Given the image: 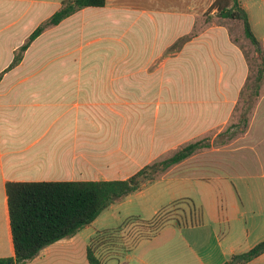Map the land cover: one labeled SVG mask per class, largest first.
Returning <instances> with one entry per match:
<instances>
[{
    "label": "crops",
    "instance_id": "crops-1",
    "mask_svg": "<svg viewBox=\"0 0 264 264\" xmlns=\"http://www.w3.org/2000/svg\"><path fill=\"white\" fill-rule=\"evenodd\" d=\"M62 1L0 0V259L14 256L6 183L123 181L178 145L211 135L212 145L233 121L249 76L245 54L226 25H201L199 34L191 35L198 17L191 6L174 13L186 27L168 41H159L157 33L164 23L159 25L154 16L158 14L123 0H106L102 8H85L46 29L23 53L21 62L4 72L30 34L61 8ZM238 2L264 50V0ZM86 13L95 17L89 19ZM149 27L156 34L146 44L141 61L132 57L126 44L129 56L120 62L125 63L123 72L83 71L98 64V57L90 53L93 50L85 49L100 39L85 41L87 29L128 32ZM183 37L189 39L164 59V52ZM108 55L115 60L119 54L110 48ZM183 62L187 68L181 70ZM165 69L173 78L186 75L188 86L182 82V87H165ZM195 77L197 82L192 83ZM36 78H43V84L34 83ZM263 91L245 133L231 145L196 151L158 178L188 173L183 179L198 186L209 206L206 221L174 229L167 251L172 264H224L264 241V165L259 162L264 144V133L259 132L264 127ZM250 153L257 160L256 172L244 162L237 168L229 166L228 155H242L244 160ZM156 181L116 201L75 236L44 248L25 264H87L83 257L89 240L99 231L122 225L132 197L142 196ZM234 183H241L242 190ZM241 193L246 196L243 202ZM145 210L158 212L152 206ZM183 229L195 233L184 238ZM156 238L141 240L122 259L104 264L131 258L138 264H153L143 249ZM246 264H264V253Z\"/></svg>",
    "mask_w": 264,
    "mask_h": 264
},
{
    "label": "rangeland",
    "instance_id": "rangeland-1",
    "mask_svg": "<svg viewBox=\"0 0 264 264\" xmlns=\"http://www.w3.org/2000/svg\"><path fill=\"white\" fill-rule=\"evenodd\" d=\"M129 6H138L141 9H145L150 14H158L154 15L159 20V25L164 23V29L158 31V39L159 41L163 39L164 42L168 41L178 32H181L187 25V23L177 18L175 12H183L191 8L193 6L194 11L198 15L196 18L195 29L190 33L191 35L199 34V30L201 25L207 24H224L229 30L231 39L236 42L243 50L245 57L248 62L249 67V76L244 86V92L241 97V103L239 107L235 110L233 115V121L229 126H227L213 141L211 145V136L204 138L203 143L206 145V148L219 147L221 146H229L231 143L235 141V139L245 133L249 120L255 106L256 100L258 96H254V84L258 86V95L260 90L264 88V71L262 69V61H264V50L261 49L260 53L256 52L255 48L250 44L248 39H246L242 23L237 20H228L223 19L218 16V11L222 8L230 7V0H214L211 6L208 7V4L211 0H123ZM86 17L94 18L95 15L91 13H86ZM80 20V18H78ZM100 19V18H99ZM156 34V29L149 27L147 31H141L138 28L134 30H129L128 32H111L108 29L102 28H91L85 31L83 39L85 41H96L100 39L99 43L95 45H91L86 48L85 51H91V55H95L98 57L97 66L89 70V67H83V71H91V72H123V69H120L122 66H125V63H120L124 58L125 51L128 49L126 44L129 45L130 53L132 57H135V60L141 61L143 59V55L146 52V44H150L152 39ZM188 37H183L179 39L173 46L167 49L164 53V59L171 56V54L177 51L184 40ZM110 48L117 49L118 54L112 60L113 56H109L108 52ZM94 50L97 54L94 53ZM129 50V49H128ZM104 51V52H103ZM129 56V55H128ZM163 59V61H164ZM112 60V61H111ZM124 62V61H123ZM183 64V65H182ZM187 63H181V70H183V66L187 68ZM158 64L153 65L152 67L157 66ZM100 67V68H99ZM102 67V68H101ZM151 67V68H152ZM169 67V66H167ZM150 68V70H151ZM171 69V67H169ZM164 71V86L165 87H174L175 84L178 87H182V82H185V85L188 86V79H186V75L180 74V78L173 75H169L170 71ZM186 70V69H185ZM195 70V68H194ZM197 70V67H196ZM194 71L193 73H195ZM186 73V72H185ZM198 73H200L198 71ZM178 75V74H177ZM196 75V74H195ZM191 77V74L190 76ZM193 78V77H191ZM198 77L192 79V83L197 82ZM259 78V82L256 83V79ZM35 81V82H34ZM36 84H43V78H36L33 80ZM184 84V83H183ZM264 92V91H263ZM261 118V117H260ZM258 119V124L261 123V119ZM264 127L261 128L260 134L263 132ZM258 134V133H257ZM256 134V135H257ZM260 136V135H259ZM185 146V144L178 145L175 149L168 150L163 158L170 157L176 150H179ZM264 144L260 146L259 150L261 152V160L260 163L264 165ZM202 150V149H200ZM199 151V150H198ZM230 157L229 166L233 168H237V163L244 162V166L248 167L250 171H255L257 168V160L253 158V154H249L245 156V159L242 160L241 156L239 158ZM161 158V159H163ZM160 160V159H159ZM173 167V166H172ZM171 167V168H172ZM169 168L167 171H169ZM166 171V172H167ZM183 174L180 176H176V174H171L166 177H162L158 179L154 184L146 187L144 192L141 195H134L132 197V206L129 208L127 212V219L130 217H138L142 220H150L154 217V214L150 211H143V207L152 206L160 211L164 208L165 216L172 219V225L164 228L160 234L154 239V243L148 247H145L143 250V254H148V259L153 262V264H172L170 259V254H167V251L170 247V243L174 233L178 227L190 228L191 222H193L197 215H200L201 220L208 219L209 206L206 204V200L204 199V195L202 191L191 181L189 182L187 179H183L186 175ZM163 175V174H162ZM161 175V176H162ZM249 182V181H248ZM246 182V183H248ZM252 185L255 183L254 181L250 182ZM147 185V184H145ZM144 185V186H145ZM237 186L238 190H242L241 183H234ZM242 192V191H241ZM242 202L246 200V196L244 193H241ZM141 209V210H140ZM126 219V220H127ZM185 225V226H184ZM185 230V232H184ZM202 233H205L206 230H201ZM147 232L146 228L141 227L139 222L136 219H130L127 221V224L124 227H118L113 229L112 232H108L103 236L99 237V244H103L101 249L97 252L102 260L104 261L108 257H116L123 258L125 255V251L122 249L128 248L133 244V237L142 233L145 235ZM177 233V232H176ZM191 232L186 229L182 230V236L184 238H188ZM141 235V234H140ZM122 248V249H121ZM160 252L162 254H156V252ZM85 253V252H84ZM79 256V254H78ZM84 262H85V254H84ZM119 262H110L108 264H138L139 262L135 260V258L121 260ZM155 259V261H152Z\"/></svg>",
    "mask_w": 264,
    "mask_h": 264
},
{
    "label": "trees",
    "instance_id": "trees-1",
    "mask_svg": "<svg viewBox=\"0 0 264 264\" xmlns=\"http://www.w3.org/2000/svg\"><path fill=\"white\" fill-rule=\"evenodd\" d=\"M230 2L231 6L220 9L218 16L223 19L240 21L246 39L256 52L260 53V45L251 31L246 12L240 7L238 0H230ZM105 3L106 0H63L61 8L30 34L4 72H8L21 62L23 53L46 29L59 25L85 8H102ZM188 39L189 37L183 43ZM261 65L264 71V61ZM257 82H259V78L256 79ZM253 88L256 97L258 96L257 84H254ZM206 147L203 140L188 143L176 150L170 157L143 167L129 179L123 181L6 183L5 192L14 256L1 258L0 264H25L34 259L44 248L75 236L116 201L139 192L145 184L153 183L169 168ZM165 210L166 208L158 211L150 220H142L138 217H130L125 220L119 228L124 227L130 219H136L141 227L146 228L147 232L145 235L142 233L135 235L132 238V246L121 248L122 251H131L141 240L152 239L171 225L172 219L165 216ZM200 217L197 215L190 225L199 224ZM112 231L113 229L99 231L89 240L86 249L87 264H104L106 260L116 259V257H108L103 261L97 253L103 245L99 244V237ZM263 253L264 241L246 253L231 257L224 264H246Z\"/></svg>",
    "mask_w": 264,
    "mask_h": 264
}]
</instances>
